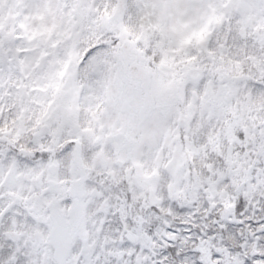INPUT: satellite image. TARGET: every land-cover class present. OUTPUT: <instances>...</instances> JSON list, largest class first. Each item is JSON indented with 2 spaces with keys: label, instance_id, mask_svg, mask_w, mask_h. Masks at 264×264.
I'll list each match as a JSON object with an SVG mask.
<instances>
[{
  "label": "snow or ice",
  "instance_id": "obj_1",
  "mask_svg": "<svg viewBox=\"0 0 264 264\" xmlns=\"http://www.w3.org/2000/svg\"><path fill=\"white\" fill-rule=\"evenodd\" d=\"M0 264H264V0H0Z\"/></svg>",
  "mask_w": 264,
  "mask_h": 264
}]
</instances>
